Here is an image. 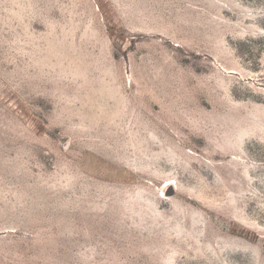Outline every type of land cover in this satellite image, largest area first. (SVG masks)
Masks as SVG:
<instances>
[{
	"label": "rangeland",
	"instance_id": "374dc122",
	"mask_svg": "<svg viewBox=\"0 0 264 264\" xmlns=\"http://www.w3.org/2000/svg\"><path fill=\"white\" fill-rule=\"evenodd\" d=\"M0 264H264V0H0Z\"/></svg>",
	"mask_w": 264,
	"mask_h": 264
}]
</instances>
